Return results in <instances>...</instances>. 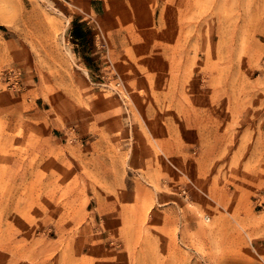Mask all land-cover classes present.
Segmentation results:
<instances>
[{"label": "rangeland", "instance_id": "1", "mask_svg": "<svg viewBox=\"0 0 264 264\" xmlns=\"http://www.w3.org/2000/svg\"><path fill=\"white\" fill-rule=\"evenodd\" d=\"M0 264H264V0H0Z\"/></svg>", "mask_w": 264, "mask_h": 264}]
</instances>
